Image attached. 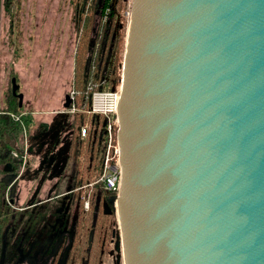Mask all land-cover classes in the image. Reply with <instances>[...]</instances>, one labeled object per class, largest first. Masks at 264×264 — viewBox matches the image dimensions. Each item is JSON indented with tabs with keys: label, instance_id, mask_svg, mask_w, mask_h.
I'll return each mask as SVG.
<instances>
[{
	"label": "water",
	"instance_id": "water-1",
	"mask_svg": "<svg viewBox=\"0 0 264 264\" xmlns=\"http://www.w3.org/2000/svg\"><path fill=\"white\" fill-rule=\"evenodd\" d=\"M117 116L124 264H264V0H132Z\"/></svg>",
	"mask_w": 264,
	"mask_h": 264
},
{
	"label": "rangeland",
	"instance_id": "rangeland-1",
	"mask_svg": "<svg viewBox=\"0 0 264 264\" xmlns=\"http://www.w3.org/2000/svg\"><path fill=\"white\" fill-rule=\"evenodd\" d=\"M72 1L15 0L11 8L7 10V0H0V93L2 95L0 111H10L8 99L12 94L11 81L17 78L20 86L19 93L24 94L23 111L29 112V115L24 118L28 126L29 144L33 131L40 128L46 129L50 127L49 124L57 125L58 119L54 112L64 113L66 95H71L73 92L75 57L81 35L73 19ZM131 7L132 0H127L121 8L117 6V13L120 16L119 19L116 17L114 37L117 38L122 63L126 50ZM30 118L29 124L27 120ZM69 134L72 137L73 132ZM66 136L68 137V129L60 134L62 138ZM44 148L46 145L37 148L38 153L35 156L38 157ZM3 155H0V160ZM35 156L30 154L28 157L25 173L29 168L30 173L21 175L18 189L22 188L24 191L35 185V188H40L39 195L43 198L44 195L49 194L51 190L49 187L56 183L58 178L48 176L41 169L36 172L35 167L38 162L40 164L41 159ZM7 164L9 163L0 162L1 202L9 197V189L2 182L4 167ZM43 176H46V179L39 184L37 179ZM26 194V198L23 196L19 202H16L18 204L16 208L23 207L22 203L25 206L34 203L30 201L31 193ZM112 224V236H114L112 249L108 252L109 254L106 253L104 257H101L100 262L124 264L121 232L116 216L113 217Z\"/></svg>",
	"mask_w": 264,
	"mask_h": 264
},
{
	"label": "trees",
	"instance_id": "trees-1",
	"mask_svg": "<svg viewBox=\"0 0 264 264\" xmlns=\"http://www.w3.org/2000/svg\"><path fill=\"white\" fill-rule=\"evenodd\" d=\"M110 2L111 0H73L71 2L74 12L73 19L81 35L76 50L73 81L75 112L70 113V109H68L66 113L57 114L58 122L56 126L50 124L48 129L40 128V130L33 131L35 134L31 133L30 136V154L33 157L38 153L37 148L46 145V148L38 156L41 162L40 164L38 162L40 167L36 171L39 172L41 169L45 173L49 167L57 163L60 165L64 161L65 154L54 152L63 142H66L64 138L60 137V134L68 129V148L69 146L73 148L70 157L74 163V189L86 186L85 189L92 194V206L96 204L97 197L100 196L98 193L99 186L93 185L91 187L90 185L94 184L103 172V141L107 122L104 116L90 114L92 96L96 90L121 85L123 67V59L119 53L117 38L114 37L116 16L110 14L108 20L105 23L102 22ZM126 2L127 0H118V6L121 8ZM14 3L15 0H7V10ZM8 100L10 112L20 113L23 111V108L19 107L18 99H15L13 94L9 95ZM27 121L30 124L31 118ZM86 125L88 126L87 138L82 139L81 128ZM15 131H18V128L12 120L4 118L0 120V138L2 140L9 138ZM71 131L73 132L72 137L69 134ZM3 151L4 149L0 148V155L3 154ZM1 158L0 162H9L10 159L5 155ZM29 169L26 174L30 173ZM70 169L72 167H69ZM80 194L81 192H76V196L80 201V208L84 210V203L80 200ZM12 212L13 207L10 204L0 201V246L2 245L6 223L11 219L10 213ZM87 215H90V213L84 214V217H87ZM113 217H115V214L105 216L99 227L104 256L108 251L109 239L112 236ZM87 264H89L88 261ZM99 264H102V262Z\"/></svg>",
	"mask_w": 264,
	"mask_h": 264
},
{
	"label": "flooded vegetation",
	"instance_id": "flooded-vegetation-1",
	"mask_svg": "<svg viewBox=\"0 0 264 264\" xmlns=\"http://www.w3.org/2000/svg\"><path fill=\"white\" fill-rule=\"evenodd\" d=\"M58 148L54 153L65 154L64 161L60 165L57 163L49 167L46 172L48 176L58 178L57 182L49 187L51 189L49 194L44 195L43 198L39 195L40 188H35V185L24 190V192L31 193L29 197H32V200L30 201L34 203L28 206L24 204L25 207L20 208H15V205L23 193L22 188L18 189L22 178L18 176L22 167L16 165L17 163L10 155L7 156L10 158L8 163L14 171L11 173L4 171L2 179L9 175L16 176L14 182L17 186V197L14 203L9 197L4 199V203L13 207V212L10 213L11 219L6 223L3 232L0 264H87V261L89 264H99L101 257H104L99 227L105 216L115 214H108L115 208L114 204L108 202L112 195L102 189L100 176L94 184L90 185L91 187L99 186L98 193L100 194L96 204L92 206V194L85 189L86 186L74 189V163L70 157L73 148L70 146V149L68 146ZM38 167H40L39 164L35 169H39ZM69 167L72 169L69 170ZM22 175H27L25 169ZM40 177L37 179L39 184L46 179V176ZM61 182L62 187L59 189L58 185ZM77 191L81 192L80 200L83 203V197L90 200L89 210L85 209V205L84 210L80 208V201L76 196ZM106 204L110 209H105ZM87 213L90 215L84 217ZM85 220L87 221L84 222ZM113 238L114 236H111L109 239L107 254L112 249Z\"/></svg>",
	"mask_w": 264,
	"mask_h": 264
},
{
	"label": "built area",
	"instance_id": "built-area-1",
	"mask_svg": "<svg viewBox=\"0 0 264 264\" xmlns=\"http://www.w3.org/2000/svg\"><path fill=\"white\" fill-rule=\"evenodd\" d=\"M117 6L118 0H111L103 16V23L108 20L110 14H116L115 16L119 19L120 15H118L117 13ZM120 94L121 85L117 87L109 86L107 89L94 91L90 110V114L104 116L107 119L103 141V172L100 177V182L102 185V189L109 192L112 196H118L120 194L121 187V166L119 162V146L117 141V111ZM71 95L72 107L70 108L69 112L73 113L75 112V108L73 105L75 92L73 91ZM0 98H2L1 93ZM27 115H29V112L27 111H22L20 113H13L8 110L0 111V120H2L3 118L12 120L18 128V131H15L9 137L10 141L14 143V146H11V144H7L6 147H2V143H5L6 140H2L0 138V148L4 149L3 154L6 157L10 155V157L14 161H16L17 165H20V167H22L21 172H19L18 178H20V176L22 175V172L28 164V157L30 156L29 135L27 133L28 126L24 119ZM87 131V125L81 128L82 139L87 138ZM8 189L10 191V188ZM83 200L85 209L89 210L90 200L85 199V197H83Z\"/></svg>",
	"mask_w": 264,
	"mask_h": 264
},
{
	"label": "crops",
	"instance_id": "crops-1",
	"mask_svg": "<svg viewBox=\"0 0 264 264\" xmlns=\"http://www.w3.org/2000/svg\"><path fill=\"white\" fill-rule=\"evenodd\" d=\"M64 109H65V108H64ZM64 112H68L67 109H65ZM57 113L60 114L58 111L54 112V114H56V115H57ZM46 123H49V122H46ZM49 125H50V124H49ZM64 141H66V142H63V144H61V145L59 146V148H61L62 146H64V147H65V146H68V137H67V136L64 138ZM59 148H58V149H59ZM60 187H62V182L60 183V185H58V188H59V189H60ZM63 187H64V184H63ZM26 193H27V191H26L25 193H24V191H23V193H22V197L24 196V197L26 198V197H27V194H26ZM32 193H33V192H32ZM22 197H21V198H22ZM21 198H20V199H21ZM3 201H5V200L3 199ZM18 202H19V200H18ZM12 205H13V204H12ZM17 205H18V204H17ZM17 205H15V208H16ZM21 205L23 206L24 203H22Z\"/></svg>",
	"mask_w": 264,
	"mask_h": 264
}]
</instances>
